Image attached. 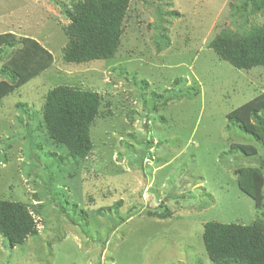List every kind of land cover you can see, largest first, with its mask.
<instances>
[{
  "label": "rangeland",
  "instance_id": "374dc122",
  "mask_svg": "<svg viewBox=\"0 0 264 264\" xmlns=\"http://www.w3.org/2000/svg\"><path fill=\"white\" fill-rule=\"evenodd\" d=\"M58 1L72 0H0V33L31 37L53 56L0 100V199L27 204L38 229L12 248L0 234V264H214L204 223L257 218L234 170L258 166L264 149L229 115L264 91V69H237L208 43L245 15L264 25V14L243 12L245 0H128L115 56L74 64L61 57ZM58 85L101 96L84 159L40 125Z\"/></svg>",
  "mask_w": 264,
  "mask_h": 264
},
{
  "label": "trees",
  "instance_id": "16d2710c",
  "mask_svg": "<svg viewBox=\"0 0 264 264\" xmlns=\"http://www.w3.org/2000/svg\"><path fill=\"white\" fill-rule=\"evenodd\" d=\"M128 0L58 1L67 19L62 30L67 42L61 49L65 63L83 64L113 58L119 48ZM264 14V0H245L244 11ZM208 47L237 69H264V25H248L246 15L235 29L222 28ZM11 49L10 51H8ZM0 100L41 74L53 56L37 40L9 31L0 33ZM24 108L22 103L16 104ZM101 96L80 87L58 85L50 89L42 106L44 128L53 143L64 146L75 159H84L92 150L90 127L100 115ZM24 110V109H23ZM233 115V116H231ZM229 121L251 134L264 149V91L234 108ZM245 155H255L252 144L232 143ZM264 161L258 166L234 170L238 188L253 202L257 218L249 225L205 222L202 238L214 264H264ZM169 210L154 215L165 218ZM36 220L27 204L0 199V234L10 248L37 234Z\"/></svg>",
  "mask_w": 264,
  "mask_h": 264
}]
</instances>
